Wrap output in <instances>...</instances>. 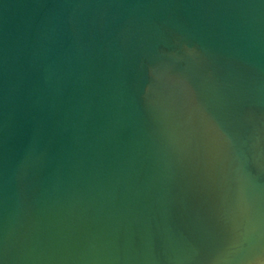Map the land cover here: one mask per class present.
<instances>
[{"label":"water","instance_id":"obj_1","mask_svg":"<svg viewBox=\"0 0 264 264\" xmlns=\"http://www.w3.org/2000/svg\"><path fill=\"white\" fill-rule=\"evenodd\" d=\"M0 264H264V0H0Z\"/></svg>","mask_w":264,"mask_h":264}]
</instances>
